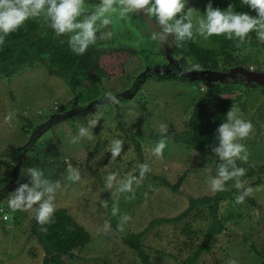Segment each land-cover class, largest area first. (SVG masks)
<instances>
[{
  "label": "rangeland",
  "instance_id": "rangeland-1",
  "mask_svg": "<svg viewBox=\"0 0 264 264\" xmlns=\"http://www.w3.org/2000/svg\"><path fill=\"white\" fill-rule=\"evenodd\" d=\"M105 38L97 36L95 44L105 45L108 41ZM111 46L133 50L131 46L135 45L117 36L115 45ZM142 49L130 51L134 56L125 65L122 75L101 80L103 93L127 90L131 79L139 73V59L143 67L144 59L138 55V52L142 54ZM145 57L152 63L160 61L148 52ZM174 78L149 79L129 105L105 106L90 115L86 122L82 117L64 120L29 154L30 160H35L34 168L40 169L43 178L49 181L63 162L80 173L79 181H71L68 166L60 174L57 182L60 187L54 193L55 210L66 209L90 236L85 247L74 251L75 257L65 258L67 264H141L108 221L109 201L116 209L114 216L119 224L122 216L130 217L123 229L140 233L155 218H173L186 211L190 198L213 197L218 193L211 191L208 184L216 171L206 163L207 156L168 138L169 131H185L193 108L213 89L208 91L200 82ZM243 91L231 89L232 97L237 99L233 107L238 109V118L251 122L252 130L247 137L236 141L244 145L248 159H237L235 163L245 169L241 181L246 183L239 194L251 188L249 197L257 205L246 200L236 203L238 195L221 201L219 214L224 230L213 239L212 251L203 254L196 264H229V261L264 264V91ZM73 95L63 80L50 75L42 65L25 69L11 80L0 79V152L23 145L33 127L48 116L64 114L72 106ZM122 100L127 102L124 97ZM9 115L11 120H6ZM97 115L100 118L91 126L90 120ZM160 125H165L167 130L160 132ZM80 127L89 129L93 138L79 137L77 143L73 138L78 137ZM136 133L142 134L143 160L134 149L132 138ZM115 139L123 143L121 155L113 160L108 146ZM161 139L166 146L157 157L152 149ZM15 157L16 153L0 157V189L11 180L17 162ZM141 164H147L149 171L138 184L134 182L132 192H118L120 181L129 175L139 179ZM27 169L26 164L21 166L16 188L25 183L31 186ZM110 173L116 174V181L108 188L106 177ZM180 176H185V180L179 193L171 192L155 179L160 177L174 184ZM228 188L230 186L225 184V189ZM8 199L0 208V264H41L45 252L38 239L30 235L34 213L11 210ZM4 215L9 219L5 220ZM210 224L209 208L202 205L177 224L161 223L154 227L143 239L146 251L154 264H182L193 251L192 243L199 245ZM189 226L196 232L195 236L187 233Z\"/></svg>",
  "mask_w": 264,
  "mask_h": 264
},
{
  "label": "trees",
  "instance_id": "trees-1",
  "mask_svg": "<svg viewBox=\"0 0 264 264\" xmlns=\"http://www.w3.org/2000/svg\"><path fill=\"white\" fill-rule=\"evenodd\" d=\"M66 36H56L43 14L28 19L16 31L7 35L3 44H0V79L11 80L25 69L42 65L50 75H56L63 80L72 94L79 91L81 101L86 103L99 96L103 78L122 75L125 71V65L134 56L126 49L108 48L95 43L90 45L85 53L77 54L69 47L68 37ZM105 48H108V50ZM187 50L190 51V48H187ZM193 55L201 64H205L202 51L198 50ZM207 64L212 66L211 64H214V62L209 61ZM162 79L164 80V78ZM231 89V87H225L207 93L193 108L185 131L168 132V138L173 142L187 145L197 153L206 155V163L215 171L217 166L222 163L213 151L218 146L216 130L220 124L227 122L226 114L237 102V99L232 97ZM54 134L56 135V132ZM141 135V133H136L132 141L134 149L140 159L143 160ZM75 141L79 143L77 139ZM14 155L15 151L12 150L0 152V157ZM29 160L30 155L22 161V165L26 164L29 168H34L35 160H30V163H28ZM68 166L66 162H63L57 168L50 182L57 183L60 174ZM88 169L98 175V172L92 167ZM155 179L171 192L179 193L185 176H180L174 184L160 177ZM226 185L230 188L218 192L213 197L190 198L186 211L173 218H155L140 233H131L125 229L121 230L120 224L113 214V205L110 201L108 203L107 218L122 242L136 253L141 264H154L146 251L144 237L157 225L161 223L177 224L186 219L198 207L207 205L211 215V224L199 245L192 243L193 251L182 263L196 264L203 254L212 251L213 239L224 230L225 226L220 218L219 205L221 201L233 198L234 193L237 191L234 187V181L230 180L226 182ZM245 200L252 205H257L249 196ZM189 228L187 233L195 236L196 232L192 231L191 226ZM30 235L38 239L45 252L41 264H67L65 258L75 257L74 251L85 247L90 241V236L85 229L78 225L64 208L55 210L51 221L45 225H40L32 219Z\"/></svg>",
  "mask_w": 264,
  "mask_h": 264
},
{
  "label": "clouds",
  "instance_id": "clouds-1",
  "mask_svg": "<svg viewBox=\"0 0 264 264\" xmlns=\"http://www.w3.org/2000/svg\"><path fill=\"white\" fill-rule=\"evenodd\" d=\"M240 2L254 10L256 15L237 12L232 6L224 10L214 8L209 2L204 10L205 15L196 21V33L205 39L213 35H225L228 39L236 37L243 41L250 32L255 31L257 39L264 42V0H240ZM187 3L188 0H101L100 5L81 20L78 18L83 13L84 0H0V44H3L4 38L21 27L25 21L43 14L55 35H68L67 43L71 50L83 54L96 42L98 22L104 26L108 25L111 21L107 13L115 10L114 5H117L121 17L137 10H144L161 28V33L154 31L151 33V39L157 41L158 36L166 38L168 34H174L177 46H180L181 42L191 40L194 35L193 12L192 8L185 11ZM107 95L112 102L118 103L111 93ZM237 112L238 109L234 107L229 110L226 114L227 122L220 124L216 130L218 146L213 151L222 163L217 166L216 175L208 181L213 192L225 191V184L230 180L234 181V187L238 190L246 183L240 179L245 175V169L237 167L235 161L237 159L246 161L248 156L244 145L236 141L249 135L252 124L250 121L238 118ZM99 118L100 116L97 115L96 118L91 119L90 125H96ZM6 120H11V115L6 117ZM166 130L165 125H160V132ZM79 137H87L90 140L93 138L89 129L85 127L79 128L78 137L74 140ZM122 143L121 139H115L108 146L113 160L121 155ZM165 146L164 139H161L152 149L153 155L161 156ZM148 171L147 164L139 165V179L129 175L120 181L117 191L132 192L134 182L138 184ZM27 172L31 177V186L27 183L21 184L8 199V207L13 211L31 210L36 222L45 225L51 221L55 212L54 193L60 184H53L44 179L43 172L38 168H29ZM68 172V179L80 180L79 171L71 165L68 167ZM114 181H116L115 173L107 175L106 187L111 188ZM251 192V188L241 191L236 197V203H242ZM37 202H39L37 207L33 208ZM115 212L116 209H113V214ZM4 219L7 220L9 217L5 216ZM129 220V216H122L121 230L123 224ZM229 264H235V261H229Z\"/></svg>",
  "mask_w": 264,
  "mask_h": 264
},
{
  "label": "flooded vegetation",
  "instance_id": "flooded-vegetation-1",
  "mask_svg": "<svg viewBox=\"0 0 264 264\" xmlns=\"http://www.w3.org/2000/svg\"><path fill=\"white\" fill-rule=\"evenodd\" d=\"M209 2L212 3L214 8L224 10L232 6L237 12H247L250 15H256L254 10L246 5H242L240 0H188L185 11H187L188 8H192L194 35L191 40L181 42L180 46H177L174 34H168L166 40L162 36H158L157 41L151 39V33L153 31L161 33V28L155 19L150 18L144 10H137L132 14L128 13L124 17H121L119 7H114L115 10L107 13L111 21L108 25L104 26L98 22L97 36L99 38L106 36L105 39L108 41L104 45L105 47L110 48L109 45H115L116 37L118 36L120 39L129 41L135 45L131 46L133 50L143 47L141 52L144 56H146L148 52L159 59L161 57V45L164 47L168 46L170 47V53L173 58L180 64L181 68L185 70L200 69L216 72L224 69L239 68L251 74L257 72L259 66L264 67V42L257 39L255 31L250 32L243 41H240L239 38L236 37L228 39L225 35H213L205 39L203 36L196 33V21L198 18H202L205 15L204 10ZM100 3L101 0H84V10L81 17L78 19L82 20L86 18L87 15L100 5ZM181 15H183V13H181ZM107 35H109L110 38H107ZM66 37H68V35ZM118 48L133 52L130 48L122 46ZM187 48H190V51H188ZM198 50L202 51L205 64H201L193 55ZM139 60V69L141 70L142 60ZM209 61H213L214 64L208 66L207 63ZM133 80L134 78L131 79L130 84ZM236 89L240 92H244L239 88ZM102 94L103 90L100 87V94L97 98Z\"/></svg>",
  "mask_w": 264,
  "mask_h": 264
},
{
  "label": "water",
  "instance_id": "water-1",
  "mask_svg": "<svg viewBox=\"0 0 264 264\" xmlns=\"http://www.w3.org/2000/svg\"><path fill=\"white\" fill-rule=\"evenodd\" d=\"M117 6V5H114ZM161 57L160 61L152 63L149 61V57H145L138 52V55L144 59L143 67L139 71L131 85L125 92H119L112 94L118 103L112 102L107 94H102L99 98L86 102L85 104L80 103V93L76 91L73 95L74 99L72 106L66 109L64 114H52L48 116V119L35 125L30 132V136L23 145H19L14 150L16 153L17 162L11 177L2 189H0V208L4 206V201L8 199L15 190L17 189V181L19 180L20 170L22 161L34 150L37 149L38 145L46 138H49L54 128L70 118H81L87 121L90 115L95 114L105 106L116 105L126 106L134 100L139 93L141 86H143L149 79H162L169 77H176L179 79L188 80L191 82H200L205 89L217 90L219 88L231 87V88H242L247 89H260L264 91V71L259 68L257 72L247 73L244 69H224L221 71H208L200 69L185 70L182 69L180 64L173 58L170 53V47L161 45ZM264 68V67H263ZM208 86V87H206ZM239 88V89H240ZM208 90V91H209ZM123 97L127 102L123 103ZM239 191L233 195H239ZM8 196V197H6ZM37 204L33 205V208L37 207ZM35 220V217H33Z\"/></svg>",
  "mask_w": 264,
  "mask_h": 264
},
{
  "label": "crops",
  "instance_id": "crops-1",
  "mask_svg": "<svg viewBox=\"0 0 264 264\" xmlns=\"http://www.w3.org/2000/svg\"><path fill=\"white\" fill-rule=\"evenodd\" d=\"M16 147L12 148V149H7V150H15Z\"/></svg>",
  "mask_w": 264,
  "mask_h": 264
},
{
  "label": "built area",
  "instance_id": "built-area-1",
  "mask_svg": "<svg viewBox=\"0 0 264 264\" xmlns=\"http://www.w3.org/2000/svg\"><path fill=\"white\" fill-rule=\"evenodd\" d=\"M6 215H4V217H5Z\"/></svg>",
  "mask_w": 264,
  "mask_h": 264
}]
</instances>
